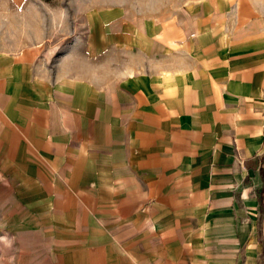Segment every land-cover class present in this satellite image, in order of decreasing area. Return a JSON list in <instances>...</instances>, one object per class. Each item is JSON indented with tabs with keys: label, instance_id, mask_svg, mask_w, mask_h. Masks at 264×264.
Wrapping results in <instances>:
<instances>
[{
	"label": "crops",
	"instance_id": "0c3cea01",
	"mask_svg": "<svg viewBox=\"0 0 264 264\" xmlns=\"http://www.w3.org/2000/svg\"><path fill=\"white\" fill-rule=\"evenodd\" d=\"M216 13L0 49V264H264V45Z\"/></svg>",
	"mask_w": 264,
	"mask_h": 264
},
{
	"label": "rangeland",
	"instance_id": "374dc122",
	"mask_svg": "<svg viewBox=\"0 0 264 264\" xmlns=\"http://www.w3.org/2000/svg\"><path fill=\"white\" fill-rule=\"evenodd\" d=\"M188 8L199 16L204 11L213 16L217 10L228 12L220 18L224 25L232 31L251 27L264 45V0H0V49L15 41L57 55L76 35L85 40L97 21L154 25L165 17L182 16Z\"/></svg>",
	"mask_w": 264,
	"mask_h": 264
}]
</instances>
